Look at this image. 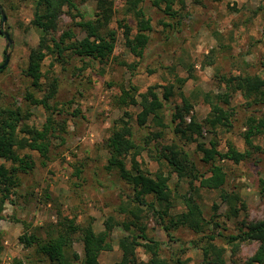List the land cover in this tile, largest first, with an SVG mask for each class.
Wrapping results in <instances>:
<instances>
[{
	"label": "rangeland",
	"instance_id": "1",
	"mask_svg": "<svg viewBox=\"0 0 264 264\" xmlns=\"http://www.w3.org/2000/svg\"><path fill=\"white\" fill-rule=\"evenodd\" d=\"M74 1L86 19L98 18L97 0ZM132 1H114L115 14L109 29L117 33L118 39L109 59L82 61L68 52L65 61L59 62L48 49L42 67L41 91H38L32 87L28 76L30 53L40 40V32L31 24L34 0H0L8 18L3 30L14 42L8 50L10 63L0 74V108L20 106L29 110L31 117L23 125L41 129L49 114L43 106L28 105L26 97L33 93L39 100L48 98L53 117L62 128L52 139L48 161L30 149L20 152L32 157L35 168L19 175L20 186L5 205L0 220V264H13L14 259H21L25 264H48L35 248L26 249L20 243L24 233L46 238L66 230L71 221H75V227H81L93 220L96 234H103L108 232L105 224L109 218L117 222L129 220L121 209L136 206L134 192L116 172L107 170L110 154L106 146L116 122L126 112L135 143L141 150L137 157L141 168L153 176L161 172L169 177L174 204L170 214L183 213V197L193 193L204 217L211 222L200 235L188 228L167 231L169 218L162 221L146 211L143 224L147 226L149 238L159 244V259L164 264H176L177 260L182 264H206L203 250L212 244L226 251L223 263L215 259L210 264H247L258 250L257 242L245 243L239 248L227 242L229 236L239 233L244 223L264 220V193L260 190V180H264V155L252 150L244 138L250 118L264 119V105L251 104L236 94L229 106L234 113L232 128L219 129L216 135L206 127L203 129L199 141L208 148L211 142L217 141L219 150L225 153L228 142H232L239 152H251L239 164L217 159L215 165L221 166L227 175V182L220 190L201 188L199 181L192 186L190 179L171 174L162 152L173 144L184 147L200 172L206 177L211 175V164L202 161L197 144L186 143L175 133L178 122L172 123L174 114L177 108L188 103L192 109L184 127L191 125L193 119L204 125L212 113V104L224 106L219 101V96L225 92L224 77L252 75L264 79V0H182L185 5L175 6L181 15L174 20L146 1L144 9L152 20L153 32L143 58L134 56L126 48L124 30L120 26V22H126L133 33L137 32L134 17L126 13ZM74 14L76 12L67 7L64 9L57 38L69 30L78 39L86 36L76 26L79 19H73ZM0 38L7 45V40L1 35ZM132 86L138 90L139 101V95L151 88L163 99L164 89L173 86L174 96L165 102L162 113L168 128L158 127L153 117L145 127L139 126L137 116L142 108L122 105L125 90L134 94ZM22 136H28V131ZM253 143L264 147V135L256 137ZM127 163L131 168V157ZM2 164L12 166L0 159ZM222 190L240 197L238 218L231 214L234 202L224 200ZM111 235L113 250L102 253L101 264H120L122 260L118 243L128 233L116 228ZM73 241V250L83 257L81 233L75 234ZM141 242L136 264H155L147 243Z\"/></svg>",
	"mask_w": 264,
	"mask_h": 264
},
{
	"label": "trees",
	"instance_id": "2",
	"mask_svg": "<svg viewBox=\"0 0 264 264\" xmlns=\"http://www.w3.org/2000/svg\"><path fill=\"white\" fill-rule=\"evenodd\" d=\"M114 1L97 0L99 11L97 17L100 19L94 20L86 19L74 0H34L35 10L31 24L40 32L39 44L35 49H32L28 65V76L32 79V87L34 89L41 91L42 67L47 58L46 51L48 49L52 50L56 60L59 62L65 61L66 53L68 52L82 61L92 59L103 62L113 55L118 39L117 33L109 29V24L115 14ZM146 1H150L153 7L163 11L165 15L173 20L181 15L180 12L175 10V6L178 3L181 7L185 5L182 0L132 1L126 13L132 14L134 17L137 32L133 33V29L126 22H120V26L124 30L126 48L138 58L144 57L153 32L152 20L144 9ZM214 1L220 2L221 0ZM66 7L70 11L76 12L73 19H79L76 26L85 33L86 36L83 39H78L72 30L62 33L60 38L56 37L60 19ZM2 12L4 10L0 4V35L5 38ZM8 50L7 48L5 49L4 59L0 66L4 64ZM6 69L0 70V74ZM181 83H184V81H181ZM223 83L225 92L219 96V101L224 106L212 104V113L205 120L204 125L193 119L191 125L184 127L185 118L192 109V106L188 103H185L183 108H177L172 121L174 124L178 122L175 128L176 134H180L186 140V143L197 144L198 153L203 155L202 161L206 164H211L209 170L211 175L206 177L200 172L195 160L184 147L173 144L165 147L162 152V159L167 162L171 174H177L180 179H190L192 186L195 181H199L201 188L209 190H220L227 182V175L224 169L215 165L218 158L239 164L246 160L251 155V152L250 150L246 153L239 152L232 142H228L227 152L225 153L219 150L220 143L217 141L211 142V146L208 148L199 141L202 137L203 129L206 127L211 133L216 135L219 129L228 131L232 128L234 113L229 110V106L232 97L236 94H240L251 104L264 105V79L261 77L252 75L230 76L224 77ZM131 89L134 94L129 90L123 92L122 105H133L142 108V111L137 116L139 126L145 127L150 118L153 117V121L158 127L168 128L164 124L162 113L165 102H169L174 96L173 86L164 89L163 99L151 88L146 94L139 95L140 101L137 99V88L132 86ZM47 99L39 100L33 93L28 94L26 97L28 105L43 106L49 114L46 123L41 129H30L23 125L31 117L29 110L20 106L0 108V159L12 164L11 168H8L5 164L0 165V220L2 219L5 205L11 200L13 191L20 186L19 175L21 173L28 174L35 168L32 157L30 155H21L20 152L30 149L38 152L44 160L48 161L53 145L52 139L57 133L61 132L62 128L55 121L51 112L52 108ZM225 106L228 108H225ZM129 119V114L126 112L125 116L116 122L115 131L106 144L110 154L107 170L116 172L120 179L129 185L134 192V204L136 206H132L131 209L129 207L128 210L121 209V213H126L129 220L117 222L114 218H109L105 224L108 232L103 234H96L93 220L86 222L81 227H75V221H71L66 230L59 231L57 234L49 235L46 238L35 233H24L20 237V243L26 249L35 248L37 253L48 264H101L100 257L102 253L113 250L111 234L116 228H122L128 233L118 243L123 253L120 264L137 263V248L142 245L141 241L147 243L155 264H164L159 259V244L149 238L147 226L143 224L146 211L152 212L162 221L169 218L170 226L166 228L167 231L188 228L200 235L205 232L206 228L211 226V222H208L204 217L202 207L196 201L193 193L183 197L185 206L183 213L175 216L170 214L171 210L174 209V204L172 190L168 184L169 177H166L161 172L153 176L141 168L137 161L141 150L135 143V134ZM26 131H28V136H22ZM262 135H264V119L250 118L244 138L252 150L264 155V147L256 146L253 143L256 137ZM156 137H161V134H156ZM129 157H131V168H128L127 163ZM192 188L194 190L195 187ZM260 190L264 193V180H260ZM194 191H197V189ZM222 192L224 193V200H230L231 203L234 202L231 205V214L233 217L238 218L240 209L237 204L241 201L240 197L228 195L224 190ZM157 205L160 207L159 210ZM242 209L246 210L244 206H242ZM133 229L136 230L135 233L132 232ZM77 233L82 235L83 257H80L73 250V236ZM211 240L213 239L211 238ZM252 242H257L259 248L247 264H264V220L244 223L237 235L229 236L227 243L231 247L239 248L242 244ZM218 249L212 244L204 248L206 264H210L215 259L223 263L226 250ZM237 251L239 250L234 252ZM13 264H25V262L21 259H14ZM176 264H182V262L177 260Z\"/></svg>",
	"mask_w": 264,
	"mask_h": 264
},
{
	"label": "water",
	"instance_id": "3",
	"mask_svg": "<svg viewBox=\"0 0 264 264\" xmlns=\"http://www.w3.org/2000/svg\"><path fill=\"white\" fill-rule=\"evenodd\" d=\"M1 16H2V25L4 26L7 23L8 18L4 12H2ZM4 35H5V38L7 40V49H9L12 47L14 42L11 39V36L8 32H5ZM10 60H11V54L8 53L6 56L4 64L2 66H0V70L7 68L9 63H10Z\"/></svg>",
	"mask_w": 264,
	"mask_h": 264
},
{
	"label": "crops",
	"instance_id": "4",
	"mask_svg": "<svg viewBox=\"0 0 264 264\" xmlns=\"http://www.w3.org/2000/svg\"><path fill=\"white\" fill-rule=\"evenodd\" d=\"M7 48V45L0 38V63H2V59H4V51Z\"/></svg>",
	"mask_w": 264,
	"mask_h": 264
}]
</instances>
